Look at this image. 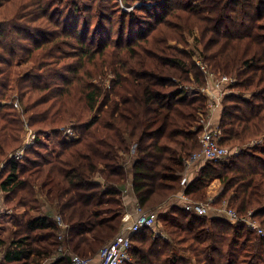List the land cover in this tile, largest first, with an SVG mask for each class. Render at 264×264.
I'll return each instance as SVG.
<instances>
[{
	"label": "trees",
	"instance_id": "trees-1",
	"mask_svg": "<svg viewBox=\"0 0 264 264\" xmlns=\"http://www.w3.org/2000/svg\"><path fill=\"white\" fill-rule=\"evenodd\" d=\"M263 19L264 0H0V190L16 210L4 264H72L45 263L59 243L45 204L68 224L70 249L96 255L120 232L129 175L166 237L135 233L125 264H264V235L244 222L162 209L205 129L208 98L185 85L205 87L206 75L177 47L198 29L204 61L238 76L219 122L220 144L238 150L204 164L185 192L204 199L219 179L215 202L252 211L264 227ZM28 127L35 139L25 147ZM68 127L75 137L63 136Z\"/></svg>",
	"mask_w": 264,
	"mask_h": 264
},
{
	"label": "built area",
	"instance_id": "built-area-1",
	"mask_svg": "<svg viewBox=\"0 0 264 264\" xmlns=\"http://www.w3.org/2000/svg\"><path fill=\"white\" fill-rule=\"evenodd\" d=\"M199 64V62L197 61ZM208 73V72H206ZM209 74V73H208ZM214 78V74H210ZM236 79H232L228 76H221L218 79H214L212 86L207 94H205L208 101V108L213 109L220 105V102L224 95L228 91V84L235 83ZM221 130L214 128H205L201 133L199 140L201 143V149L192 153V155L185 160L186 168L192 167L195 163L201 162H213L219 163L234 151L226 146L220 144L222 137ZM75 131L72 128H68L65 131L67 137H75ZM30 145L25 142V147ZM24 148L16 153V157L23 156ZM236 152V151H235ZM180 200V206L186 211L196 213L201 216H222L232 223L244 222L250 229L257 232V234L264 235V228L260 222L253 216L252 211H249L247 215H240L238 211L229 205L227 199L217 204L214 198L203 202L192 199L186 194L185 189L177 195ZM136 217L132 219L131 223L123 228L111 241L104 244L96 255L83 256L74 253L66 243L68 234V224L64 220L61 214L57 213L54 217L58 232V247L55 251V257L70 256L72 264H125L132 260L131 248H132V236L135 233L140 232L144 228H152L157 232L161 225H159L156 215L149 214L142 206L136 205Z\"/></svg>",
	"mask_w": 264,
	"mask_h": 264
},
{
	"label": "crops",
	"instance_id": "crops-1",
	"mask_svg": "<svg viewBox=\"0 0 264 264\" xmlns=\"http://www.w3.org/2000/svg\"><path fill=\"white\" fill-rule=\"evenodd\" d=\"M223 107L222 105H218L217 107L213 109L208 108L207 117L204 120L205 128L214 129L216 126H219V122L221 119ZM136 145L133 147V152L135 151ZM204 162L201 163H195L190 168H186V165L184 163V169L181 173V183L179 186L178 192L169 199L166 203L163 204L162 209L167 210L169 207H171L174 204L180 205V200L177 195L181 193L184 189H186L187 185L199 174L200 168L204 165ZM220 186H222V183L219 179L214 180L211 185L208 193L211 198L216 199V196L220 192ZM122 191H123V204H124V218L122 221V225L120 227V231L127 227L133 218H135L136 215V205L138 204L137 199L134 194L133 190V184L131 176L129 175L128 180L124 182L121 185ZM222 188V187H221ZM209 199V198H208ZM218 204V203H217ZM43 214L55 216L57 214V210L52 209L50 206L47 208L44 207ZM151 215H158L156 212H150L147 211ZM12 212L10 210L6 195L3 191L0 190V230L4 228L6 225L7 229L4 231H1L0 234V264H4V258L5 253L8 250V243L7 241L10 239L11 232L13 230V222H12ZM159 222V221H158ZM5 223V225H4ZM159 225L161 223L159 222ZM5 243H3V242ZM58 257H55V253H53L50 257L45 259V263H50L54 261Z\"/></svg>",
	"mask_w": 264,
	"mask_h": 264
},
{
	"label": "rangeland",
	"instance_id": "rangeland-1",
	"mask_svg": "<svg viewBox=\"0 0 264 264\" xmlns=\"http://www.w3.org/2000/svg\"><path fill=\"white\" fill-rule=\"evenodd\" d=\"M98 2V1H97ZM141 4V2H137L135 5H140ZM127 10H132V8L134 7V6H131V7H126V5L124 6ZM85 15V14H84ZM87 15V14H86ZM263 23H264V19H263V21H262ZM185 37H186V41L185 42H183V43H179V44H177V47L179 48V49H181V50H185V51H187L190 55H191V57H192V60L197 64V66L203 71V73H205V75H206V81H207V86H205V87H199V86H197V85H195V84H188V85H185V88L187 89V90H189V95H205V94H207V92L210 90V89H213L214 87L212 86V83H213V80L214 79H218V78H220L221 76H228V77H231L232 79H236V81H235V83L237 82V79H238V76L236 75V73H234V74H226V73H222V72H217V71H214V70H212L211 68H210V66L204 61V55H203V53H204V47H203V44L201 43V41H200V37H201V35H200V30H198V29H195L194 30V33H192V32H189V31H186L185 32ZM175 43V42H174ZM174 45H176V43L174 44ZM197 61L199 62V64L197 63ZM206 72H208V73H206ZM214 74V78H212L211 76H210V74ZM111 79V76H109L108 75V78L106 79V83H108L109 84V80ZM235 83H230V84H228L227 86H228V93L226 94V95H228V94H232V93H239V91L240 90H238V88H234V87H232V85H235ZM226 95H224V97L226 96ZM245 96H248V95H251V93H246L245 92V94H244ZM224 97L222 98V100H221V102H220V105H222V107H223V99H224ZM208 98V97H207ZM209 101V99H207V102ZM14 106L19 110V109H21V107H20V105H19V102L18 101H15L14 102ZM207 112H208V109H207ZM200 120H201V122H203L204 123V120H205V118L207 117V115H206V112H200ZM68 128H71V127H68ZM67 128V129H68ZM216 128L217 129H219V130H221L220 128H219V126H216ZM65 131L66 130H64L63 131V136L64 137H67L66 136V134H65ZM221 132V135H222V130L220 131ZM75 134H77V133H75ZM55 138H56V136H54L51 132H48V133H46V135H43L40 139H41V142L44 144V146L43 147H40L39 148V151H42V153H43V155L45 156V157H49V155H53L54 154V151H55V146H54V140H55ZM34 139H35V134H34V132L28 127V134H27V136H26V139H25V142L26 143H28L29 141H30V145H34ZM258 143H262L261 142V140H259L258 141ZM251 144L253 145V142L252 143H250L249 145L251 146ZM226 147H228V148H230L231 150H232V152L234 151H237L238 150V148L236 149V148H231L229 145H225ZM25 149L23 150V152L25 153ZM39 160H43V157H39L38 158ZM226 159V158H225ZM207 163V162H206ZM205 163V164H206ZM96 180H102V178L100 179V177H96L95 178ZM211 185V184H210ZM210 185L208 186V187H206V189H205V193H206V197L204 198V199H197L198 201H203V202H205V201H207V200H209L208 198H211L209 195V193H208V191H209V187H210ZM221 187L222 186H220V190H221ZM49 206V204H45L44 205V207H48ZM10 207V206H9ZM43 207V208H44ZM108 207H111V208H113L114 210L117 208L115 205H113V204H111V205H109ZM145 209V208H144ZM10 210H11V212H12V216L14 215V213L16 212V210L13 208V207H10ZM146 211H147V209H145ZM211 217H213V216H211ZM257 219V218H256ZM12 220V219H11ZM258 220V219H257ZM13 221V220H12ZM259 222H260V220H258ZM260 224H261V222H260ZM4 225H5V223H4ZM261 226H262V224H261ZM263 227V226H262ZM264 228V227H263ZM5 229H7V227H6V225L4 226V228H2V230H0V234H1V231H4ZM159 233H161L162 232V234L164 235V237H166V234H165V232H163L162 231V226H160V228H159Z\"/></svg>",
	"mask_w": 264,
	"mask_h": 264
}]
</instances>
